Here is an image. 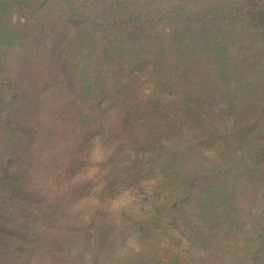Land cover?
<instances>
[{"label":"trees","instance_id":"obj_1","mask_svg":"<svg viewBox=\"0 0 264 264\" xmlns=\"http://www.w3.org/2000/svg\"><path fill=\"white\" fill-rule=\"evenodd\" d=\"M0 264H264V0H0Z\"/></svg>","mask_w":264,"mask_h":264},{"label":"rangeland","instance_id":"obj_2","mask_svg":"<svg viewBox=\"0 0 264 264\" xmlns=\"http://www.w3.org/2000/svg\"><path fill=\"white\" fill-rule=\"evenodd\" d=\"M123 201L125 202H131V203H141L142 201V194L139 192V191H134V192H131V189L128 187V189H126V194L124 196V199ZM159 225L158 224H155V227L154 228H158ZM174 233L176 235H180V231L175 229L174 230ZM162 237V235H160ZM128 242L130 243H134L135 241L134 240H131V239H127ZM171 242V241H170ZM172 247H176L175 243H171L170 244ZM183 246H187V241H184L183 242Z\"/></svg>","mask_w":264,"mask_h":264}]
</instances>
